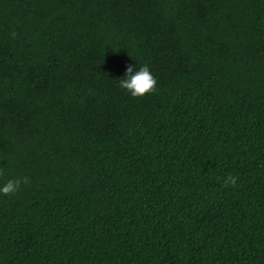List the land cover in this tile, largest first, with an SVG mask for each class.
Instances as JSON below:
<instances>
[{
    "label": "trees",
    "instance_id": "16d2710c",
    "mask_svg": "<svg viewBox=\"0 0 264 264\" xmlns=\"http://www.w3.org/2000/svg\"><path fill=\"white\" fill-rule=\"evenodd\" d=\"M135 63L157 84L133 97ZM22 176L0 264H264V0H0Z\"/></svg>",
    "mask_w": 264,
    "mask_h": 264
},
{
    "label": "clouds",
    "instance_id": "9594fccd",
    "mask_svg": "<svg viewBox=\"0 0 264 264\" xmlns=\"http://www.w3.org/2000/svg\"><path fill=\"white\" fill-rule=\"evenodd\" d=\"M14 35V33H13ZM118 85L128 93L135 96H142L155 89L157 80L154 73L150 70L147 64L136 67L135 64H128L123 75L118 78ZM238 177L232 174H227L224 177L223 183L228 186H235ZM30 183L28 176L9 178L5 182L0 183V194L15 195L22 184Z\"/></svg>",
    "mask_w": 264,
    "mask_h": 264
}]
</instances>
